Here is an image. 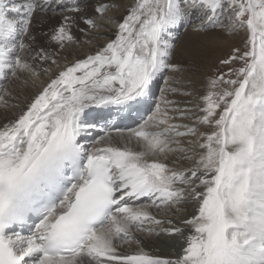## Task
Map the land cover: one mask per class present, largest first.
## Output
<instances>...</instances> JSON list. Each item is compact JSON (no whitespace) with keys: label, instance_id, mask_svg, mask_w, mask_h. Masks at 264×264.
<instances>
[{"label":"snow or ice","instance_id":"snow-or-ice-1","mask_svg":"<svg viewBox=\"0 0 264 264\" xmlns=\"http://www.w3.org/2000/svg\"><path fill=\"white\" fill-rule=\"evenodd\" d=\"M189 29L245 37L194 115ZM0 114V264H264V0H0Z\"/></svg>","mask_w":264,"mask_h":264},{"label":"bare ground","instance_id":"bare-ground-1","mask_svg":"<svg viewBox=\"0 0 264 264\" xmlns=\"http://www.w3.org/2000/svg\"><path fill=\"white\" fill-rule=\"evenodd\" d=\"M130 1H132V0H130ZM122 2L124 3V0ZM125 3L128 4L127 3V0H126ZM120 14L121 15L124 14L123 13V10L121 11ZM44 30H47V26H45ZM181 33H182L181 34V39L179 41V46H180V49L181 50L177 52V55L180 56L181 58L183 57L184 59H186V57H188L190 59V57L195 53V51H193V50L197 46L200 45L199 42H204V44H208V46L210 47V49H211V47H212V49H214V51H213L214 54L211 52V57H207V59H206L208 61V63L207 62L202 63V69L203 70L201 71L202 72L201 74L199 73L200 74L199 76H194L193 75L194 77L192 76V78L189 79L190 76L188 78H185L184 76H182L184 74H182V75L178 74V78H176V80H179V83H176L175 81H173V84H172L174 87H179V88L183 89V86L185 84L187 86L188 81H192L194 83L193 85L196 86V87L193 86L192 87L193 89L192 88L191 89L193 91H199V89H200L201 86H205V77L207 76L206 75V72H207V69L209 67L208 64H210L213 59H215V58L218 59L219 55L222 52V51L220 52L221 49L223 50V49L227 48L228 46H232V44L235 41V38L234 37H231V38H223V37H219V36H211V35H205V34L197 35V34L193 33L190 29L188 30V32H184L183 30H181ZM110 35L111 34L108 35V37H107L108 39L110 38L109 37ZM38 40H39L40 43H43V41H40L41 40V37L39 35H38ZM197 40H198V42H197ZM103 42L104 41L101 40L99 43H103ZM204 50H206V49H204ZM85 53L90 54L91 53V49H88V48L83 49L82 52L80 53V55H83ZM192 57H194V55ZM199 60L200 59H198L197 61L199 62ZM193 63H195V62H193ZM199 66L201 67V65H199ZM198 69L201 70V68H198ZM204 70H206V71H204ZM189 73H191V72H189ZM168 76H170V74ZM186 76H188V74ZM189 87H191V85ZM187 90H188V87H187ZM17 91H19V89H17ZM34 91L35 90H29V91H27V96L29 98H31V96L34 94ZM170 98L175 99L178 102L181 101L182 104L180 106L182 108L185 107V106L191 107L192 108V110H191V113L192 114H195L197 112V110H195V107H196V104L199 102L198 99H193L192 100V97H189L188 98V97L181 96V95L172 96ZM25 102L26 101H23V100L21 101V107L23 106V103H25ZM13 112H19V109L17 108V109L10 110L7 113V115L9 116V118H11ZM3 116H4V114H0V122H3ZM177 122H180V121H177ZM178 244H179V241H177L175 238L168 237V236H160V237H155V238H151V239L147 240L146 241V250L152 251V250L158 249L159 251L156 254H159V255H168V254H170V253H172L174 251H178L179 250Z\"/></svg>","mask_w":264,"mask_h":264},{"label":"rangeland","instance_id":"rangeland-1","mask_svg":"<svg viewBox=\"0 0 264 264\" xmlns=\"http://www.w3.org/2000/svg\"><path fill=\"white\" fill-rule=\"evenodd\" d=\"M123 1V0H122ZM126 2V0H124V4H125V6H128V5H131L132 3H134V0H132V1H130V0H127V3L128 4H126L125 3ZM130 3V4H129ZM46 31V30H45ZM115 32V28L113 29V33ZM183 33V32H182ZM181 33V34H182ZM39 35V34H38ZM110 38L109 39H111L112 38V34L109 36ZM234 38H235V41H234V43L232 44V46H228L227 48H225V49H221L220 50V52H221V54L219 55V57H218V59H213L212 60V62L210 63V64H208L209 65V67H208V69H207V72H206V77H208V76H211L212 74H213V71H214V69H216L218 66H219V60L221 59V58H224V57H226L227 55H228V53L230 52V50H231V48L233 47V46H240V45H242V43H243V40H244V33H240V34H238V35H235V36H233ZM40 41H43V38L41 37V40ZM197 42H198V40H197ZM200 43V45L199 46H197L193 51H195V53L193 54L194 55V57H190V59L188 58V57H186V59H184L183 57L181 58L180 56H175L174 57V62H178V63H181V64H183L185 67H186V69H187V71H185L183 74L184 75H182V76H184L185 78H188L189 76V79L190 78H192V76L194 75V76H199L202 72V63H205V62H207L208 63V61L206 60L207 59V57H211V52L213 53V51H214V49H212V47H211V49H210V47L208 46V44H204V42H199ZM204 46V47H203ZM208 47V48H207ZM204 49H206V50H204ZM208 53H207V52ZM200 54V55H199ZM203 54V55H202ZM214 54V53H213ZM206 55V56H205ZM200 56V57H199ZM179 57V58H178ZM203 57V58H202ZM205 57V58H204ZM176 58V59H175ZM181 59V60H180ZM198 59H200L199 60V62L201 63H199L197 60ZM204 59V60H203ZM178 60V61H177ZM189 60V61H188ZM193 62H195V63H193ZM199 65H201V67L199 66ZM214 65V66H213ZM198 68H201V70H199ZM190 70V71H189ZM199 70V71H198ZM204 71H206V70H204ZM189 72H191V73H189ZM200 73V74H199ZM170 74V76L169 77H172L173 76V74L172 73H169ZM168 74V75H169ZM188 74V76H186V75ZM193 76V77H194ZM206 77H205V81H206ZM175 78H178V74H175ZM163 80H164V78L162 77L161 78V80H160V82H159V84L156 86V88H155V94H156V98H159V96H160V90L163 88V87H165V85H164V83H163ZM192 80V79H191ZM189 84V85H188ZM187 84V86H186V84L183 86V90H187V87H188V90H192L193 88V82L192 83H188ZM191 85V87H189ZM173 86V85H172ZM194 87H196V86H194ZM204 87L205 86H201L200 87V89H199V91H193V96H191L192 97V100L193 99H198V96L199 95H201L202 93H203V91H204ZM192 88V89H191ZM199 94V95H198ZM185 97H187V96H185ZM189 98V97H188ZM179 104L181 105L182 104V102L181 101H179ZM183 108H190L191 110H192V108L191 107H187V106H185V107H183ZM195 110H197V108L195 107ZM191 115H194V114H192V113H190ZM184 123H190V121H183Z\"/></svg>","mask_w":264,"mask_h":264}]
</instances>
